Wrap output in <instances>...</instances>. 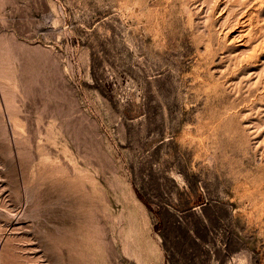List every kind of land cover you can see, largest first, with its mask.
Segmentation results:
<instances>
[{"label": "rangeland", "instance_id": "1", "mask_svg": "<svg viewBox=\"0 0 264 264\" xmlns=\"http://www.w3.org/2000/svg\"><path fill=\"white\" fill-rule=\"evenodd\" d=\"M0 264H264V0H0Z\"/></svg>", "mask_w": 264, "mask_h": 264}]
</instances>
